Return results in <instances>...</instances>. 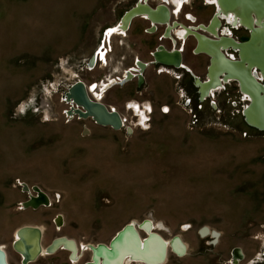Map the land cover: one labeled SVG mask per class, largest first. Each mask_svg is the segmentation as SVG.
Segmentation results:
<instances>
[{"label": "rangeland", "instance_id": "rangeland-1", "mask_svg": "<svg viewBox=\"0 0 264 264\" xmlns=\"http://www.w3.org/2000/svg\"><path fill=\"white\" fill-rule=\"evenodd\" d=\"M136 1L0 0V245L8 264H21L13 242L22 226L40 227L43 247L65 237L80 254L71 262L59 248L27 264H86L84 244H108L126 224L145 220L163 239L186 245L181 256L168 249L163 264H264V130L244 121L248 101L234 80L200 97L194 80L206 79L209 58L194 52L192 36L181 41L173 31L174 44L162 38V25L150 33L136 17L105 42ZM184 1L172 22L206 24L216 9L207 0ZM219 33L248 37L225 20ZM158 45L182 46L186 69L151 63ZM101 47L105 61L89 66ZM136 60L147 64L142 83L133 77L99 98L89 94L125 119L119 129L67 115L73 83L100 85ZM128 102L148 106L144 125ZM23 184L32 194L33 186L43 190L50 204L22 207L29 196Z\"/></svg>", "mask_w": 264, "mask_h": 264}, {"label": "bare ground", "instance_id": "bare-ground-1", "mask_svg": "<svg viewBox=\"0 0 264 264\" xmlns=\"http://www.w3.org/2000/svg\"><path fill=\"white\" fill-rule=\"evenodd\" d=\"M143 1L146 2L147 0H143ZM217 1H218V5L222 8L223 11L235 13L236 16L240 18V20L242 21V25L245 27H251L252 23H256L253 21V18L258 20V22H260V24L257 23L258 30L255 33H253V36H255L258 33V37L256 36V38L258 39L255 42L257 49L251 50L252 45L249 44L246 48L245 47L241 48L242 49L241 54L247 57L248 62H246L247 64L245 65V68L247 70H250L251 72L253 71L252 67H254L252 65L259 66L260 69L263 71L261 77L264 78V31L262 35H260L259 33L262 30H264V20L260 18V13H259L262 12L263 10L264 0H217ZM145 2L140 3V1H138L134 6L129 8L127 11H125L124 13H126V15H124L123 13L124 17L123 15L121 16L120 22H124V23L128 22L129 24L130 17L133 16L132 18H134L136 16H141L143 14L147 15L149 20L153 21L154 23H166L168 21L166 16H167V11L169 12V9L165 4H158L157 6L152 8ZM216 11L217 9H215V13L213 14L211 23L214 21V25L218 27L219 20H218V16H216ZM250 14H251V19H250ZM111 33L112 31H109L107 36H111L110 35ZM211 33H214L212 35L217 36V32L214 29L212 30ZM193 35L196 36L198 39L197 41L198 46L199 44H203L214 51L216 49V46L217 47L222 46V48H224L230 45V43H233L232 42L233 39L227 37L226 38L221 37L219 39H211L197 32H194ZM215 42H217L218 45L215 46ZM213 46H215V48ZM160 50L162 52L161 53L162 58L171 59V53L166 52L161 48ZM196 50L197 49L195 48V52H197ZM214 53H218V51ZM100 56L102 57L103 55L100 54ZM216 57L223 65L222 70L227 68L229 71L228 73L229 75L227 74L225 78L228 79L230 75L238 77V80L240 81L242 88L245 91L244 93L250 99L252 96L249 94V91L250 90L253 91L254 86L248 79V76L246 74L247 70L245 69L239 70L238 67L236 68L226 67V65L222 63L220 57L218 55ZM242 57L244 58V56ZM158 58L160 59V57L156 55V59ZM91 62H94V59H92ZM137 66H139L140 68V71H138V76L140 77L142 72V67H144V64L139 62ZM219 72L220 71H216L214 74H212L211 79L208 82H206V84L209 87H215V85L217 84L219 85L217 79H214L216 77L215 75L218 74ZM213 75L215 77H213ZM109 85L110 83H106L102 87H99L100 88L99 92H96L93 89L94 86L92 85L91 86L92 93L95 91L94 96L99 98L103 93L102 91ZM245 89L247 90V92ZM252 104H253L252 108L248 111V118H249L248 120L252 125L261 128L264 125V101L263 100L258 101L257 104H259V106H257L256 103H254V100ZM73 108L74 109H70L71 112L69 114L67 113L69 111H66L68 116L69 115L71 116L72 114L75 113L74 110L76 107L73 106ZM258 108L260 109L258 110ZM140 118H141L140 119L141 122L144 121L145 119L142 112L140 113ZM22 227L24 228L23 230ZM22 227L15 230L14 236H15V246L16 249H18V251L20 252L21 260L23 261V264H26V262L28 261L29 262L33 261V258L36 256L35 251H37V257L44 254H51L60 247L64 249H70L71 253H73L72 255H74L76 252L77 247H75V243L72 240H68L65 237L56 238L52 244L50 243L46 247H43V245L40 242V239L39 240L35 239L37 232L40 234L39 237L41 238L42 230L40 227L35 225L34 226L26 225ZM153 228H155L154 224L150 220H145L144 223H141L139 227H136L131 222L126 224L120 231H118L117 234L111 239V241L108 244L99 243L96 245L88 244L86 246L85 244L84 245L82 244L83 245L82 249L88 248L89 250H91L90 252L91 258L86 264H127L130 262H136L137 264H163L167 258L169 245L171 247V250L176 255L181 256L183 254V252L186 249V245L183 241L179 240L177 237L171 239L170 241L165 240L159 234L154 233L152 231ZM35 229L37 230V232ZM138 229L143 230L147 234V237L144 238L140 237ZM202 232L204 234L205 233L207 234L209 232V229L206 228ZM212 233L217 235L215 231H212ZM0 250L4 252L2 245H0Z\"/></svg>", "mask_w": 264, "mask_h": 264}, {"label": "water", "instance_id": "water-1", "mask_svg": "<svg viewBox=\"0 0 264 264\" xmlns=\"http://www.w3.org/2000/svg\"><path fill=\"white\" fill-rule=\"evenodd\" d=\"M259 13H260V18L262 20H264V7H263L262 12H259ZM124 15H126V13H124ZM124 15H123V17H124ZM132 17L129 18V22H130ZM166 17L169 20L170 14H169L168 11H167V16ZM250 19H251V14H250ZM219 27H220V25H219ZM196 29H198L197 31L199 33L201 32L203 34H206V32L204 30H202V29H200L198 27H196ZM245 29L248 32V37L244 41H239V42L236 41L235 42V41L232 40L233 43H230V45H228L226 48H222V46H218L217 47L216 45H218V44H217V42H215L216 49H215V51L213 50V52H217L218 51V53H213V52L209 53V52H206L204 50H200L198 52H195V50H194L195 53H203L206 56H208V58H209V65L207 67L206 78H208V74H210L209 73V69H210L211 64H212L213 55L214 56L218 55L220 57L222 63H224L226 65V67H229V68L238 67L239 70H243V69L247 70L245 68V65L247 64L246 62H248V61H247L246 58L242 57V54H241V50L242 49L241 48H244V47L246 48L250 44V45H252L251 46L252 47L251 50L257 49V46L255 45V42L258 39V38H256V36L258 37V33L255 36H253V33H255L258 30L257 23H252L251 27H245ZM263 31L264 30L259 32L260 35H262ZM212 37H214L216 39L217 36L216 35H212ZM194 39H195V47H194V49L195 48L197 49L198 48V42H197L198 39H197L196 36H194ZM215 46H213V47L215 48ZM160 48H161V45H158L155 48L154 52H152V54H151L152 58H153L152 62L154 64H161L163 66H173L175 68L180 67V68L186 69L181 64L182 54H181V51H179V49H176L174 52L171 53V59H168V58L166 59V58H162L161 57L162 56V54H161L162 52H161ZM226 49L234 50L236 52V56H237L236 59H234V57L232 55L227 56L224 53V50H226ZM221 51H223V52H221ZM156 55L159 56L160 59L159 58L156 59ZM93 57L89 61V65L90 66H91L90 63H92V64L94 63V62H91ZM252 66H254V67H252L253 71H251V72H250V70L246 71L248 79L250 80V82L254 86L253 87V91H251V90L249 91V94L252 96V97L251 96L250 97L252 99L251 98L250 99L247 98L248 103L243 108L242 115H243L244 121L246 122L247 125H249L251 127H254V128L258 129V130H264V125L260 128L258 126L252 125L249 122V120H248L249 119L248 118V111L252 108L253 100H254V103H256L257 106H259V104H257L258 101H261V100L264 101V78L263 77L260 78L262 80V82H263V83H261L260 79L256 75V72L254 71V69L257 70L260 75L262 74L263 71L260 69L259 66H256V65H252ZM144 68H145V66L142 67V71L144 70ZM228 73H229L228 69L225 68L222 71H220L218 74H216L215 75L216 77L214 75H213V77H215L214 79H217L218 82L222 83V82L227 81L225 76H227ZM138 78H139L138 82L141 83L143 81V77L142 76H140V77L138 76ZM228 79L229 80H234L237 83V86H238L240 92L243 95H245V93H244L245 91L242 88V85H241L240 81L238 80V77L230 75V77ZM205 81H206V79L203 80L202 82H205ZM194 84H195L196 87H198V92L200 94V97L203 98L201 90H200V86H199L200 85V79L199 78H195ZM246 92H247V90H246ZM66 100H67V102H69L71 104V108L70 109H74L73 106L76 107L75 110H74L75 113L72 114V115H76V116H78V118H91L97 124L108 125V126H111L113 128H116V129H119L122 126V124H123V121L121 120V117H120V115H119V113L117 111H114L113 109H110L108 106H106L102 102H99V101H96V100H92L90 98L86 86L81 81H76L75 83H73L68 88V91L66 92ZM254 107H256V106H254ZM70 109L68 110L69 112H67L68 114L71 112ZM259 109L260 108H258V110ZM23 189L24 190H28V187L25 184H23ZM32 190L35 192V194H31L30 193L29 196H28V200L22 202V207H24V208H28V207L36 208V207H38L40 205H49V203H50L49 197H48V195L45 192H43L37 186H33ZM23 229L24 228L22 227V230ZM204 229H206V228H203L201 230V234H204L202 232ZM36 232H37V230H36ZM39 236H40V234L37 232L36 236H35V239L39 240L40 239ZM54 241H55V239L51 242V244ZM13 248L20 254L18 249H16L15 241L13 242ZM35 250H36V248H35ZM35 252H36V256L33 258V260L37 257V251H35ZM27 263H29V261L26 262V264ZM0 264H8L5 251L3 252L1 250H0ZM21 264H23L22 260H21Z\"/></svg>", "mask_w": 264, "mask_h": 264}, {"label": "flooded vegetation", "instance_id": "flooded-vegetation-1", "mask_svg": "<svg viewBox=\"0 0 264 264\" xmlns=\"http://www.w3.org/2000/svg\"><path fill=\"white\" fill-rule=\"evenodd\" d=\"M138 1H140V3H142V2H145V1H143V0H138ZM138 1H136L135 2V4L138 2ZM149 1L150 0H147L145 3L146 4H148L150 7H152V8H154L155 6H157L158 4H165V3H169L170 1L169 0H158V3L157 4H155L154 6H151L150 4H149ZM178 1H180V2H178ZM208 1V3L209 4H213V5H215V7H216V9H217V11H216V16H218V20H219V25H220V27L218 26H215L214 25V21L211 23V19H212V17H213V15L211 16V18H210V20H208V22L206 23V24H203V23H192V24H194V25H189V26H186V25H183V24H180V23H178V22H176V21H171V19L169 18V20L166 22V23H154L153 21H151V20H149V18H148V16L147 15H145V14H143V15H141V16H136V17H140V18H142V19H144V20H146V21H148L149 22V28H148V31L150 32V33H153V32H156L157 31V28H158V25H162L163 26V28L165 29V31L163 30V32H164V35L162 36V38H168V39H171L172 41H173V43L175 44V39H174V37L172 36V32L174 31V32H176L177 34H178V39L179 40H185L187 37H190V36H192L193 38H194V35H193V33L194 32H197V33H199L197 30L198 29H196V27H198V28H200V29H202V30H204L205 32H206V34H203V33H199V34H201V35H203V36H205V37H207V38H211V39H215L214 37H212V34H214V33H211L212 32V30L214 29L216 32H217V37H216V39H219V38H221V37H227V38H231V39H233V40H235L233 37H228V36H225V35H222V34H220L219 33V29L221 28V22H222V20H225L226 22H228L229 24H231L232 26H234V27H241V28H243V29H245V26H243L242 25V21L240 20V18H238L237 16H236V14L235 13H230V12H225V11H223L222 10V8L218 5V1L217 0H207ZM177 2V3H176ZM184 0H175V5L173 6L174 7V12L172 11V10H169V12H170V14L171 15H174V13H177V12H180L181 11V9H182V6H183V4H184ZM134 4V5H135ZM133 5V6H134ZM166 5V4H165ZM167 7H168V5H166ZM179 7V8H178ZM131 8V7H130ZM169 9V8H168ZM128 10V9H127ZM126 10V11H127ZM214 13H215V11H214ZM213 13V14H214ZM123 15V14H122ZM121 15V16H122ZM136 17H134V18H136ZM121 18V17H120ZM120 18H119V20H118V22H117V24L115 25V26H113V27H111V28H108L107 30H106V32H105V42L108 40L109 41V39H110V37L113 35V34H125L126 33V31L129 29V27H130V24H131V22H132V20L134 19V18H132L131 20H130V22H129V24H128V22L127 23H124V22H120ZM186 18L188 19V20H195L196 21V19H195V17L192 15V14H187V16H186ZM194 21V22H195ZM253 21L254 22H256V23H258V24H260V22H258V20H256V19H254L253 18ZM259 26H261V25H259ZM178 28H180V30L178 31ZM113 29H115L114 31H112ZM121 29V30H120ZM208 29V30H207ZM120 30V31H119ZM109 31H112V33L110 34L111 36H107V33L109 32ZM119 31V32H118ZM184 36V37H183ZM195 40V39H194ZM235 41H237V40H235ZM237 42H239V41H237ZM179 47H181L180 48V50L179 51H182L183 50V47L182 46H179ZM227 47V46H226ZM226 47H224V48H226ZM161 49L162 50H164V51H166V52H169V53H172V52H174L175 50H176V48H170V49H167L166 47H164L163 45H161ZM195 50V49H194ZM200 50H204V51H206V52H209V53H211V52H213V50H210V48H208L207 46H205V45H203V44H199V46H198V48H197V52L198 51H200ZM152 52H154V51H152ZM221 52H223V51H221ZM103 53V54H102ZM105 53H106V50H104V48H100V50L99 51H97V53H95V55H94V57H93V59H94V64H95V61H97L98 59H102V60H104L105 61ZM214 53V52H213ZM100 54L101 55H103L102 57L100 56ZM242 56H244V58H246L247 59V57L245 56V55H242ZM234 59H236V58H234ZM139 62H141L142 64H144V66L146 67V64L144 63V62H142V61H139V60H136L135 61V63L132 65V67H129V68H126L124 71H123V73H122V75L120 76V77H118V79H119V82L120 83H122L123 81H128V80H130V79H132L133 77H137V79H138V71H140V68H139V66H137V64H139ZM181 64H182V66H186L184 63H183V61H181ZM92 65V64H91ZM222 64L220 63V61L218 60V58L216 57V56H214L213 55V57H212V64H211V67H210V74H208V78H206V81L205 82H202L201 80H200V83H201V85H199L200 86V90H201V93H202V97L203 98H206L210 93H211V91L212 90H214V89H216L217 87H219L220 85H221V82H219V85L217 84V85H215V87H209L207 84H206V82H208L210 79H211V77H212V74H214L216 71H222ZM255 70V69H254ZM255 72H256V75L258 76V77H260L261 78V75L260 74H258V71L257 70H255ZM211 75V76H210ZM141 76H142V72H141ZM143 77V76H142ZM226 77V76H225ZM111 79V80H110ZM116 80H117V77H114V78H109L106 82L104 81V82H102L100 85H98L97 83H94V84H90V86H88L89 88H88V93L90 94V95H93L94 96V93H95V91L96 92H99V90H100V88L99 87H102L104 84H106V83H110V85L108 86V87H106L102 92H104L106 89H108V88H110L111 86H113L114 84H116L117 82H116ZM229 79H227V81H228ZM94 86V92L92 93V90H91V86ZM205 91H206V93H205ZM101 96H102V94H101ZM100 96V97H101ZM245 98H248L249 99V97L245 94ZM96 97V96H95ZM97 98V97H96ZM127 106H128V108L129 109H133L134 111H136L137 113L139 112V111H141L142 113H143V115H144V118H146V113H145V110L146 109H148V106L147 105H145L144 106V109H140L139 108V106H138V104L136 103V102H128L127 104H126ZM136 105V106H135ZM112 109L113 110H115L116 111V109L115 108H113L112 107ZM141 112H139V122H140V124H144V121L146 120V119H144V121H140V113ZM121 119H122V117H121ZM142 119V120H143ZM144 223V222H143ZM30 226V225H29ZM138 230H141V229H138ZM143 231V230H142ZM139 232V231H138ZM144 232V231H143ZM211 232V233H210ZM207 234H210V235H212L213 237H215L214 238V240L216 241V238H217V235H215V234H213L212 233V231L209 229V232L207 233ZM147 237V236H146ZM57 238H62V237H57ZM56 239V238H55ZM68 240H71V239H68ZM73 241V240H72ZM170 241V240H169ZM214 241V242H215ZM74 243H75V241H73ZM49 245V244H48ZM75 247H77V245H76V243H75ZM61 249H63V250H67L69 253H70V261L71 262H76L78 259H79V257H80V254H78L77 253V248H76V252H75V254L74 255H72L73 253H71V250L70 249H64V248H62V247H60ZM59 249V248H58ZM168 249H171V247H170V245L168 246ZM172 251V250H171ZM173 252V251H172ZM174 253V252H173ZM234 253H235V255H236V253L237 252H235L234 251ZM167 255H168V253H167ZM239 255V254H238ZM240 256H241V258H239L241 261H243L244 259H245V255L243 254H240ZM74 260V261H73ZM251 262H252V260H251Z\"/></svg>", "mask_w": 264, "mask_h": 264}, {"label": "built area", "instance_id": "built-area-1", "mask_svg": "<svg viewBox=\"0 0 264 264\" xmlns=\"http://www.w3.org/2000/svg\"><path fill=\"white\" fill-rule=\"evenodd\" d=\"M118 79V78H117ZM119 80V79H118ZM117 82V81H116ZM97 100V99H96ZM125 119L124 118H122V121H124Z\"/></svg>", "mask_w": 264, "mask_h": 264}, {"label": "snow or ice", "instance_id": "snow-or-ice-1", "mask_svg": "<svg viewBox=\"0 0 264 264\" xmlns=\"http://www.w3.org/2000/svg\"><path fill=\"white\" fill-rule=\"evenodd\" d=\"M112 31H114V29ZM21 110H23V109H21ZM165 111H167V109H165Z\"/></svg>", "mask_w": 264, "mask_h": 264}]
</instances>
